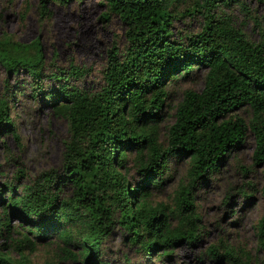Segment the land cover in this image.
I'll return each mask as SVG.
<instances>
[{"label": "trees", "instance_id": "trees-1", "mask_svg": "<svg viewBox=\"0 0 264 264\" xmlns=\"http://www.w3.org/2000/svg\"><path fill=\"white\" fill-rule=\"evenodd\" d=\"M49 1L54 0H39V6L46 10ZM102 1L106 16L117 14L126 24L127 43L122 49L117 44L109 48L96 88L74 81L86 74L84 66L44 72L38 38L30 43L0 39V64L9 72L20 67L28 71L32 97L66 116L69 129L61 170H43L23 183L1 182L0 224L19 256L0 249V264H39L24 247L34 250L36 239L52 233L60 238L65 257L110 264L101 245L114 225L142 254L162 255L179 243L192 244L201 234L196 185L245 140L248 130L255 137L253 161L264 162V20L253 16L245 0H192L189 13L200 15L201 28L180 36L173 35L171 25L187 0ZM231 4L255 18L257 38L217 9ZM196 66L205 68L203 85L184 88L163 141L159 123L170 95L168 83L188 76ZM241 104L251 109L248 120L235 110ZM2 133L19 137L5 94L0 95ZM178 153L189 157L185 179L179 180L170 201H152L169 158ZM130 158L141 175L134 184L127 175ZM12 215L19 227L11 225ZM257 234L264 247V213ZM208 250L231 257L233 246L220 252L212 244Z\"/></svg>", "mask_w": 264, "mask_h": 264}, {"label": "rangeland", "instance_id": "rangeland-1", "mask_svg": "<svg viewBox=\"0 0 264 264\" xmlns=\"http://www.w3.org/2000/svg\"><path fill=\"white\" fill-rule=\"evenodd\" d=\"M245 1L253 16L264 20V0ZM191 2L187 0L179 6L182 14L171 25L174 36L201 28L200 15L189 13ZM217 9H223L230 15L249 37H258L255 18L247 15L240 5L231 4ZM106 10L102 0H54L47 3L46 10L39 6V0H0V39L9 37L11 43H30L38 38L44 72L69 68L70 64L84 66L87 67L86 74L74 81L86 88H96L102 81V68L109 48L117 44L122 49L127 43L126 24L117 14L106 16ZM204 70V67L196 66L188 76L168 83L170 95L159 123L161 140H165L167 127L174 119L175 105L184 88L200 89ZM31 78L22 67L9 72L0 64V95L8 96L12 120L19 133L18 138L12 133L0 135V186L1 182L18 184L32 181L43 170L53 167L61 170L63 166L64 142L69 135L67 117L54 111L50 103L32 97ZM42 83L47 86L49 79L44 78ZM18 87L22 90L19 91ZM235 110L246 120L251 115L247 104L238 105ZM254 146V133L248 130L245 140L225 155L204 182L196 185L201 233L197 241L179 243L162 255L142 254L136 244L125 239V231L120 225H114L101 245L103 258L110 264H264V247L257 234V222L264 213V162L253 161ZM129 164L127 175L134 184L141 175L132 158ZM188 165L187 154L172 155L163 184L153 188L151 200L170 201L179 180L185 179ZM6 191L4 187L5 196ZM2 209L0 200V212ZM10 222L15 227L19 219L12 215ZM13 233L19 236L16 230ZM5 236L0 224V249L14 257L19 256L15 243ZM36 240L34 250L24 247L35 263L50 260L51 264H92L65 257L59 248L62 242L56 234ZM212 244L220 252H224L227 245H232L231 257L213 255L208 250ZM73 248L77 249L76 246Z\"/></svg>", "mask_w": 264, "mask_h": 264}]
</instances>
